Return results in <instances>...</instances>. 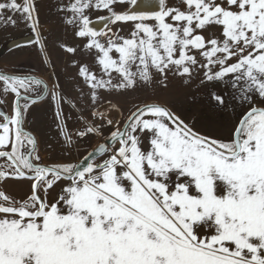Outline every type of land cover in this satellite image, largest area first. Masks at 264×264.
I'll use <instances>...</instances> for the list:
<instances>
[{
  "label": "snow or ice",
  "instance_id": "snow-or-ice-1",
  "mask_svg": "<svg viewBox=\"0 0 264 264\" xmlns=\"http://www.w3.org/2000/svg\"><path fill=\"white\" fill-rule=\"evenodd\" d=\"M181 3L158 0L152 11L153 0H69L61 8L71 13L66 23L78 26L75 35L86 38L84 47L97 50L103 73L78 68L91 116L100 119L85 118L76 135L102 137L105 122L112 129L79 162L40 163L36 140L22 125L37 86L48 85L0 73L4 93L14 97L11 115L0 111V180L32 181L23 200L0 191V264H264V107L251 106L227 140L199 133L158 101L136 105L114 127L95 110L101 89H132L137 80L151 81L153 70L165 82L169 72L191 77L198 64L202 83L231 75L242 103L251 93L264 103V0ZM117 4L128 7L117 11ZM89 9L108 13L99 17L103 29L91 26ZM5 10L37 30L34 0H0V22L15 25ZM117 24H131L130 36L113 32L109 25ZM212 26H221L223 39L203 34ZM58 87L51 99L71 144ZM212 98L224 103L219 94ZM63 181L69 183L49 202L48 192Z\"/></svg>",
  "mask_w": 264,
  "mask_h": 264
},
{
  "label": "rangeland",
  "instance_id": "rangeland-1",
  "mask_svg": "<svg viewBox=\"0 0 264 264\" xmlns=\"http://www.w3.org/2000/svg\"><path fill=\"white\" fill-rule=\"evenodd\" d=\"M21 2V0H18ZM36 17L38 18L37 32L40 35L30 38L31 35L16 41L34 40L21 45L18 50V56L14 51H9L10 43L5 44L7 37L12 35L17 29L28 33L32 32L30 23H26L19 15L12 14L5 10L4 15H14L16 24L12 25L6 22H0V62L12 63V66L2 67L0 70H16L15 72H32V74L42 79L47 85L46 103H41L42 108H48V101L51 99V90L55 85L57 93L67 101L63 103V124H66L67 132L72 136V143H66L64 137L60 134L61 122L56 119L50 120L40 108L33 110L31 108L28 125L38 130L40 135V156L45 161L59 160L63 162H79L88 152L94 148V145L103 141L112 130L105 122L104 134L102 137L90 136L79 138L76 133L82 130L85 118L88 120L95 119L99 121V116L92 117L91 112L94 110L89 99V88L85 84L83 77L78 74L79 66H86L89 71L95 73L97 77L103 75L100 66L97 64L98 52L96 49H87L84 47L86 38H80L75 35L77 25L66 23L64 30L59 26L60 14L71 15L61 8L69 3V0H34ZM169 5H175L183 8L181 0H167ZM127 4H117V11L127 8ZM90 20H96L99 17L107 16L105 10L89 9L85 12ZM113 32L119 29V35L129 37L132 29L131 24L109 25ZM104 28V25L102 29ZM54 30V31H53ZM58 30V31H56ZM55 32V33H54ZM61 32V33H59ZM215 33L220 39L222 37L221 26H212L203 34L207 37ZM39 39L40 43H37ZM106 38H101L105 42ZM14 42V44H18ZM10 44V45H11ZM61 45H66L75 49V52L69 53ZM3 46V47H2ZM8 49V50H7ZM24 50V51H23ZM7 51V52H6ZM114 58L117 53H111ZM198 61L202 58L193 51ZM233 61H229L231 63ZM135 70V66H133ZM107 79V77H104ZM113 82L118 80V74H112ZM231 75L226 76L223 80L213 82H203L202 72L199 70V64L194 69L191 77H178L172 72L167 75L166 82L159 73L153 70L151 81L145 83L137 80L134 88L128 90H99L101 97L98 102V108L95 110L105 113L107 118L113 120V127L117 121H123L129 112L138 104L148 99H155L165 103L172 111L179 115L185 123L189 124L194 130L211 138L227 140L232 135L240 117L249 110L251 106L264 107L258 94L251 93L248 101L241 102L239 95L234 91L231 84ZM166 83V86H165ZM38 89V88H37ZM0 99L2 104L10 110L13 103V95L5 94L2 84H0ZM213 93L223 97L224 103L218 104L212 98ZM7 98V100H2ZM0 103V106L2 105ZM109 104L114 107H109ZM4 108V106L2 105ZM42 111V112H41ZM40 114V115H38ZM149 147L147 138H144L142 148ZM6 163L4 158H0V166ZM46 165V164H45ZM68 181H63L66 185ZM62 185H57L48 193L49 202H54L60 194L59 189ZM43 195V193H41ZM201 234L207 232V228L198 230Z\"/></svg>",
  "mask_w": 264,
  "mask_h": 264
},
{
  "label": "crops",
  "instance_id": "crops-1",
  "mask_svg": "<svg viewBox=\"0 0 264 264\" xmlns=\"http://www.w3.org/2000/svg\"><path fill=\"white\" fill-rule=\"evenodd\" d=\"M67 18H68V15L67 14L66 15L60 14V18L58 19V21H60V23H59V26L61 27L60 30H64V28L66 26V19ZM56 31H58V30H56ZM59 33H61V32H59ZM28 34L31 35L30 38L35 37V35H38V38H40V35L37 32H33V33L32 32H28V33H26L23 30V26H22V29L21 30H18L17 29L12 35H10L9 37H7V39L5 41V44H8V43L12 42V44L10 43L11 45L9 44V46L11 47V48H9V51H14L17 54V56H18L20 54L18 52V50L20 49L19 47L21 45L23 46L25 43H28L30 41H34V40H27V41L16 42V41H19V40L25 38V36H27ZM14 42H16L18 44H14ZM0 44H4V42L3 43H0ZM0 51H2L1 47H0ZM2 61H6L5 63L0 62V66H2V67H7V66H12L13 65L12 63L7 62V61H9L7 59L2 60ZM6 71L7 72H10V73H15V74H32V72H27V71H22L20 73L19 72L18 73L15 72L16 70H13V71L6 70ZM45 96L42 99L36 100V101H34V102H32V103L29 104V107H28L27 111L24 114V127L29 132H31L34 135L35 139H36V152L38 153V155L40 157V163L48 165V164H53V163L63 162V161H59V160L45 161V160L41 159V156L39 154L40 153V144H39V141H38V140H40L39 132H38L37 129L32 128V127H30L28 125L29 115H30L31 108L33 110V115H34L37 112V110H39L40 108H42V106H40V104L41 103H46L47 98ZM3 100L6 101L7 98H4ZM147 101H158V100L148 99V100H145L144 102H147ZM158 102L166 105L165 103H163L161 101H158ZM47 105H48L47 110H46L45 107L42 108V109H43V113L45 112V115H47L49 117V122H50V120H53L56 117L55 116V112L57 111V104H56V102L52 101V99H50L48 101V104ZM61 107L64 109L63 104L61 105ZM34 110H36L35 113H34ZM8 111L11 114L9 108H8ZM38 115H40V114H38ZM95 146H96V144L94 145V147ZM31 183H32L31 180L24 179V178H20V179H17V178H8V179L0 180V191H3L10 198H15L17 200H23L26 197V194L30 193ZM58 185H62V183L61 184H58ZM51 190L48 193H51Z\"/></svg>",
  "mask_w": 264,
  "mask_h": 264
},
{
  "label": "flooded vegetation",
  "instance_id": "flooded-vegetation-1",
  "mask_svg": "<svg viewBox=\"0 0 264 264\" xmlns=\"http://www.w3.org/2000/svg\"><path fill=\"white\" fill-rule=\"evenodd\" d=\"M0 73H3V74H9V75H16V76L29 75V74H15V73H10V72H7V71H2V70H0ZM45 84H46V83H45ZM37 88H38V90H39V95H38V97H37V95H36L35 93H33V101H36V100L42 99V98L46 95V93H47V90H46L45 94H44L42 97H39V96L41 95V93L43 92V85L37 86ZM0 93H1V92H0ZM2 100H3V98H2ZM0 101H1V99H0ZM31 103H32V102H31ZM1 104H2V103H1ZM29 104H30V103H29ZM2 105L4 106V108L2 107ZM2 105L0 106V108L3 109L2 112L11 115V114L9 113L8 109L6 108V104H2ZM11 112H12V108H11ZM23 125H24V121H23Z\"/></svg>",
  "mask_w": 264,
  "mask_h": 264
},
{
  "label": "bare ground",
  "instance_id": "bare-ground-1",
  "mask_svg": "<svg viewBox=\"0 0 264 264\" xmlns=\"http://www.w3.org/2000/svg\"><path fill=\"white\" fill-rule=\"evenodd\" d=\"M153 4L155 6L153 8H151V9H148V10H152L153 11L155 7L159 10L158 0H153ZM138 10H144V9H138ZM103 25H104V22L99 20V18L94 20V21H92V24H91V26L94 27L97 30H101Z\"/></svg>",
  "mask_w": 264,
  "mask_h": 264
},
{
  "label": "water",
  "instance_id": "water-1",
  "mask_svg": "<svg viewBox=\"0 0 264 264\" xmlns=\"http://www.w3.org/2000/svg\"><path fill=\"white\" fill-rule=\"evenodd\" d=\"M138 2H139V0H138ZM157 10H158V9L155 7L153 11H157ZM93 21H94V20H93ZM8 75H9V74H8ZM24 76H33V77L39 78V77L34 76V75H24ZM39 79H40V78H39ZM45 92H46V90H43V92L41 93V95H40L39 97H42V96L45 94ZM0 111H3V109L0 108ZM246 112H247V111H246ZM246 112H245V113H246ZM245 113H244V114H245ZM244 114H243V115H244ZM243 115L240 117V119L243 117ZM240 119H239V120H240ZM238 122H239V121H238ZM237 125H238V123H237ZM237 125H236V126H237ZM22 127H23V129H24L26 132H28L32 137H34V135H33L31 132H29V131L24 127V125H22ZM34 138H35V137H34ZM35 140H36V139H35ZM101 142H106V141H105V139H104V140L101 141ZM101 142H99V143H101ZM99 143H98V144H99ZM98 144H97V145H98ZM97 145H96V146H97ZM92 149H93V148H92ZM91 151H92V150H91Z\"/></svg>",
  "mask_w": 264,
  "mask_h": 264
}]
</instances>
